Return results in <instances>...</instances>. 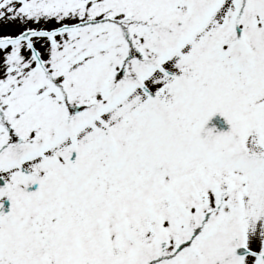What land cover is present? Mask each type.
Returning <instances> with one entry per match:
<instances>
[{"label":"snow or ice","instance_id":"6c2138e0","mask_svg":"<svg viewBox=\"0 0 264 264\" xmlns=\"http://www.w3.org/2000/svg\"><path fill=\"white\" fill-rule=\"evenodd\" d=\"M0 264H264V0H0Z\"/></svg>","mask_w":264,"mask_h":264}]
</instances>
